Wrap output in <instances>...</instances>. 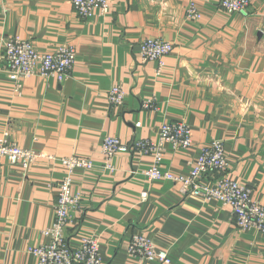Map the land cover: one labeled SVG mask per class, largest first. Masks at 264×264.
I'll list each match as a JSON object with an SVG mask.
<instances>
[{"label":"crops","instance_id":"crops-1","mask_svg":"<svg viewBox=\"0 0 264 264\" xmlns=\"http://www.w3.org/2000/svg\"><path fill=\"white\" fill-rule=\"evenodd\" d=\"M191 2L198 19L187 18ZM17 36L41 51L75 46L70 76H33L17 92L2 56L4 41ZM156 37L174 45L160 74L158 62L141 57L142 41ZM115 84L126 92L119 107L107 97ZM147 99L150 109L142 107ZM166 121L188 123L193 145L167 144L162 169L186 175L204 147L222 140L230 165L217 175L247 184L264 204V0L240 13L220 0H112L108 13L86 19L71 0H0V137L95 162L75 171L82 200L70 211L68 243L94 235L103 264H161L129 256L131 237L142 233L168 251L170 264H264V234L239 229L228 205L149 180L152 156L120 152L115 168H105V137L156 141ZM62 176L45 160L26 171L0 161V264H37L29 247L45 240Z\"/></svg>","mask_w":264,"mask_h":264},{"label":"built area","instance_id":"built-area-1","mask_svg":"<svg viewBox=\"0 0 264 264\" xmlns=\"http://www.w3.org/2000/svg\"><path fill=\"white\" fill-rule=\"evenodd\" d=\"M74 9L81 18L95 14H106L111 9L112 0H71ZM251 0H220L223 10L228 13L246 11ZM186 15L189 19H198L201 14L194 2H191ZM174 50L173 42L156 37L146 38L141 43L143 61L158 62L157 74L165 65V57ZM77 50L70 44H62L49 50H39L31 40L10 37L4 41L3 60L8 77L21 92L24 80L33 76L54 77L59 82L66 80L76 63ZM126 92L122 85L115 84L108 91V101L119 107L124 104ZM153 99L143 101L142 107L150 109ZM173 149H188L193 145L192 129L185 121H166L160 127L158 140L140 139L126 144L116 136H107L102 141V150L107 160L105 168L114 169V157L120 152L150 155L153 163L145 170L149 180H171L179 185L182 195L199 196L206 201L215 200L228 205L235 216V223L241 230H257L264 234V204L253 198L252 189L245 183L227 175H217L230 165L222 140H213L203 148L200 155L191 162L188 174H178L162 169L166 145ZM26 171L39 161H48L63 169V176L57 187L55 215L51 224L41 231L45 240L29 247V252L37 259V264H103L100 252V239L94 235L81 238L80 244L72 247L66 237L65 228L69 222L70 211L82 200L81 193L74 191V175L77 169L92 171L95 162L87 157L69 155L59 157L45 151H35L21 147L5 134L0 137V161ZM147 191L142 198H147ZM131 258L148 260L161 264H170L169 253L159 249L154 241L145 234L137 233L131 237L128 246Z\"/></svg>","mask_w":264,"mask_h":264}]
</instances>
